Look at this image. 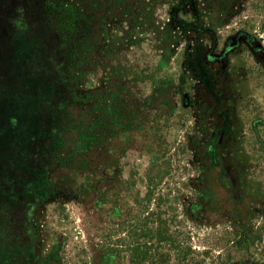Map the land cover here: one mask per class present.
Wrapping results in <instances>:
<instances>
[{"label": "rangeland", "instance_id": "1", "mask_svg": "<svg viewBox=\"0 0 264 264\" xmlns=\"http://www.w3.org/2000/svg\"><path fill=\"white\" fill-rule=\"evenodd\" d=\"M0 264H264V0H0Z\"/></svg>", "mask_w": 264, "mask_h": 264}]
</instances>
